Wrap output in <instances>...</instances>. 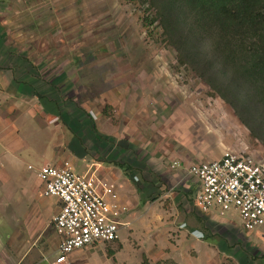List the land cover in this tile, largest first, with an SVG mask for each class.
I'll list each match as a JSON object with an SVG mask.
<instances>
[{"label":"rangeland","instance_id":"obj_1","mask_svg":"<svg viewBox=\"0 0 264 264\" xmlns=\"http://www.w3.org/2000/svg\"><path fill=\"white\" fill-rule=\"evenodd\" d=\"M153 16L139 0H0L4 62L17 67L18 76L32 71L36 91L50 95L49 108L62 112L63 162L81 173L97 161L119 172L109 163L122 159L105 148L107 141L114 144L109 136L137 145L132 157L142 159L140 172L133 174L137 188L128 187L127 203L119 198L129 220L119 238L83 248L71 262L216 264L212 252H221L228 256L220 263L264 264V227L248 235L244 229H226L223 219L199 218L181 183L189 178L188 162L198 157L175 160L194 152L210 160L230 150L264 161V132L178 61L158 21L150 23ZM24 126L31 141L36 129L29 121ZM4 165L12 192L22 191L25 178L28 189L38 188L27 162ZM146 180L155 185L148 197L158 198L142 204L139 182ZM224 218L241 226L234 210ZM184 222L205 233V240H194L196 247L180 228Z\"/></svg>","mask_w":264,"mask_h":264},{"label":"crops","instance_id":"obj_2","mask_svg":"<svg viewBox=\"0 0 264 264\" xmlns=\"http://www.w3.org/2000/svg\"><path fill=\"white\" fill-rule=\"evenodd\" d=\"M3 48L4 46H0V264H52L57 255L60 241V236L53 224V217L58 212L61 202L57 197L43 194L38 169L47 163L56 165L64 163V160H62L64 159L62 156V124L59 121L62 112L49 108L46 101L50 95H43L44 93L36 91L34 85L36 78L32 75V71L29 72L27 68L25 75L18 76L17 67L14 70L7 68L8 65L4 60L8 52ZM35 99L40 102L38 106L35 104ZM26 121L31 122L36 129L34 130L36 135L31 138V141L24 136ZM109 138L114 141V144L107 141V147L105 148L111 149L112 147L114 149L112 152L122 159L114 157L109 160L110 162H107L111 163L112 161L119 172L106 166L101 161L91 162L90 165L95 164L98 168V174L115 184L119 198L127 203L126 197L128 196V190H130L128 187L133 183L137 188L136 182L133 181V174L140 172L142 159L140 155L138 156L140 159H136V155L132 157L133 150L137 149V145L134 143L125 139H118L115 136H109ZM35 140L36 142H34ZM178 155L180 158L175 157V160L180 163H182L181 159L188 162L189 159L191 161L194 157H198L196 162L203 161L200 154L196 156L195 152L188 155ZM116 161L129 164L132 171H126L124 167L117 165ZM6 162L13 164L27 162L29 177L33 173L36 174L39 181L38 188L31 190L29 187L28 189L26 187L28 179L25 178V180H22L24 187L20 191L21 195H19V188L12 192L10 190L12 187L8 186L10 176L5 169L4 163ZM86 164L84 163L83 166L86 167ZM191 164L188 162V167ZM29 165H32L33 168H29ZM188 167L185 169L186 172ZM123 170L125 171L124 176V172H121ZM185 177L187 179L181 183L184 185V190L190 192L192 205L196 209V215L199 218H207L208 220L212 218L223 219L225 221L223 225L226 226V229L228 227L243 229L242 225L236 227L231 221L224 218L225 216H220L216 209L208 212L198 210L195 206V197L199 183L191 176L189 178L192 181L188 176L185 175ZM139 185L143 189L140 200L144 204L152 197L149 198L148 195L155 185L149 180L143 183L139 182ZM12 197L16 198L14 199L15 204L11 199ZM23 198L28 201L24 202ZM154 198L156 199L158 196L155 194L152 199ZM12 206L16 209L13 210ZM145 215L147 213H144L140 218ZM122 221L129 223L128 214L125 211L122 214ZM180 228L183 229V233L188 235V240L192 241L189 245L196 247L194 240H205V233L198 226L189 227L184 222ZM244 232L250 235V233ZM205 245L209 247L210 243ZM82 249L72 252L70 260H73L76 254L80 253L79 250ZM212 253H214L216 264H226L220 263L223 260L221 257H227L228 255L221 252Z\"/></svg>","mask_w":264,"mask_h":264},{"label":"built area","instance_id":"obj_3","mask_svg":"<svg viewBox=\"0 0 264 264\" xmlns=\"http://www.w3.org/2000/svg\"><path fill=\"white\" fill-rule=\"evenodd\" d=\"M187 173L199 183L198 210L216 209L220 216L234 210L247 233L264 227V161L227 150L220 157L192 163ZM38 176L43 194L61 202L53 217L60 241L52 264H72L70 254L75 250L119 238L120 229L128 224L122 221L126 208L115 184L101 177L95 164L81 173L68 161L47 163Z\"/></svg>","mask_w":264,"mask_h":264},{"label":"trees","instance_id":"obj_4","mask_svg":"<svg viewBox=\"0 0 264 264\" xmlns=\"http://www.w3.org/2000/svg\"><path fill=\"white\" fill-rule=\"evenodd\" d=\"M139 1L154 12L150 23L158 21L178 61L264 132V0Z\"/></svg>","mask_w":264,"mask_h":264}]
</instances>
